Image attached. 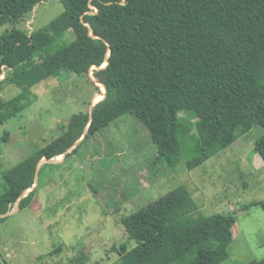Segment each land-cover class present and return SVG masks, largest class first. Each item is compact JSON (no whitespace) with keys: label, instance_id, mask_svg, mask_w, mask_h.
<instances>
[{"label":"trees","instance_id":"trees-1","mask_svg":"<svg viewBox=\"0 0 264 264\" xmlns=\"http://www.w3.org/2000/svg\"><path fill=\"white\" fill-rule=\"evenodd\" d=\"M44 1L0 0V27H11L0 35V76L9 71L14 82L27 75L35 87L92 72L105 96L89 113L73 115L65 132L31 162L75 153L123 115L148 129L167 167H175L184 148L192 151L188 170L255 126L264 129V0H59L63 12L44 29H19ZM70 30L75 38L68 42ZM27 93L9 103L0 100V109L8 106L0 126L27 107L19 104ZM179 113L194 123L186 124ZM254 147L264 163V134ZM44 165L29 171L24 185L0 176V221L15 205L18 211L30 206L35 175ZM255 206L264 212V201L246 210ZM197 209L178 187L122 218L128 241L120 245L118 264H221L229 256L236 217L189 221Z\"/></svg>","mask_w":264,"mask_h":264},{"label":"rangeland","instance_id":"rangeland-1","mask_svg":"<svg viewBox=\"0 0 264 264\" xmlns=\"http://www.w3.org/2000/svg\"><path fill=\"white\" fill-rule=\"evenodd\" d=\"M62 12L59 0H45L18 28L28 34L44 29ZM10 28L0 27V35ZM74 38L72 30L65 36L68 42ZM11 79L9 71L0 76V100L9 103L27 91V99L19 103L27 107L0 126V176L24 185L29 171L45 165L35 175L30 206L18 211L15 205L0 221L5 264H118L120 245L128 241L121 219L178 187L188 191L198 208L189 221L216 214L236 217L229 256L221 264L264 259V212L259 206L246 210L264 201V163L254 147L264 134L262 127L188 170L192 151L184 148L175 167H167L157 158L148 129L132 115H123L63 164L44 159L35 164L30 158L63 134L73 115L89 113L105 90L90 75L50 79L35 87L27 75ZM7 107L0 109L5 118ZM179 117L194 123L189 114Z\"/></svg>","mask_w":264,"mask_h":264},{"label":"crops","instance_id":"crops-1","mask_svg":"<svg viewBox=\"0 0 264 264\" xmlns=\"http://www.w3.org/2000/svg\"><path fill=\"white\" fill-rule=\"evenodd\" d=\"M79 142H80V141H78L77 144H78ZM71 150H72V149H70V150L67 151V153H69V155H67V157H64V155H61V156H58V157H56V158L51 159L50 161H48V163L51 164V165H56V166L63 164V163L67 160V158H68L70 155H72V154H70ZM45 162H47V161H45ZM172 191H173V190H172Z\"/></svg>","mask_w":264,"mask_h":264},{"label":"built area","instance_id":"built-area-1","mask_svg":"<svg viewBox=\"0 0 264 264\" xmlns=\"http://www.w3.org/2000/svg\"><path fill=\"white\" fill-rule=\"evenodd\" d=\"M89 75H90V77L92 78V72H90V74H89Z\"/></svg>","mask_w":264,"mask_h":264},{"label":"water","instance_id":"water-1","mask_svg":"<svg viewBox=\"0 0 264 264\" xmlns=\"http://www.w3.org/2000/svg\"><path fill=\"white\" fill-rule=\"evenodd\" d=\"M103 67H104V66H103ZM104 96H105V92H104ZM103 98H104V97H103ZM94 106H95V105H93L92 108H93ZM92 108H91V109H92Z\"/></svg>","mask_w":264,"mask_h":264}]
</instances>
